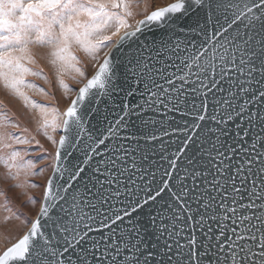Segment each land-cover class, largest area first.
I'll return each mask as SVG.
<instances>
[{
  "label": "snow or ice",
  "instance_id": "1",
  "mask_svg": "<svg viewBox=\"0 0 264 264\" xmlns=\"http://www.w3.org/2000/svg\"><path fill=\"white\" fill-rule=\"evenodd\" d=\"M130 7L0 0V86L59 145L35 215L0 191V264H264V0H173L135 25ZM34 47L75 91L62 113L27 95L48 96L27 79L48 80ZM27 133L0 112V181L15 188L44 171Z\"/></svg>",
  "mask_w": 264,
  "mask_h": 264
},
{
  "label": "rangeland",
  "instance_id": "2",
  "mask_svg": "<svg viewBox=\"0 0 264 264\" xmlns=\"http://www.w3.org/2000/svg\"><path fill=\"white\" fill-rule=\"evenodd\" d=\"M173 0H130L131 7L130 10L133 12V16L129 17V23L135 25L137 20H140L144 17L145 8L147 12L156 9L157 7L164 6ZM47 49H42L38 47L33 48L35 58L37 60L36 65H32L35 70L42 71L43 75L48 78L46 81L41 77L30 76L27 77L29 81L37 85L39 88L44 89L48 93V96L45 97L35 90H26L27 95L31 100L36 101L39 105H44L49 108H57L62 113L65 111L66 106L70 102L71 98L74 96L75 91L66 92L59 84V81L55 75V68L48 62L47 58ZM76 54L81 58L82 61H87L88 58L83 52L77 51ZM85 64H81V67H85ZM91 69H89V74ZM76 74L73 72L66 73L62 79L64 83L72 89H78L80 85L76 83V79H79L77 76L76 79L73 77ZM8 112L12 119L17 120L21 127H26L28 129L27 135L30 137H35V141H38L39 144H32L29 147L35 149L31 156L27 159H32L33 157L39 156L44 159L37 161L36 168L34 172H39L40 169H44L42 175H33L27 178L21 176V180L27 179L28 183H35L38 187H24V188H15L12 187L16 183L14 180L0 181V191L7 193V197L11 200L9 207H12L13 211L19 210L20 212H27L28 209H31L30 215H35L38 211L40 202L42 200V191L45 182L47 181L49 174L51 172V167L48 165L52 164L51 159L49 158L50 154H54L56 151V144H53L44 134V131L38 129V126L43 123V117L40 114L38 108H32L31 104L25 107L22 100L12 95L2 86H0V112ZM51 119V114L49 115ZM11 131H19V129H11ZM49 135L54 136L56 141L59 138L60 130L53 132L49 127L47 130ZM42 146V147H41ZM6 169L0 165V176L5 173ZM35 197L37 203L33 207L32 205H27L25 203L28 200V197ZM5 197L0 195V233H3V236H0V246L5 242L4 236L7 235L6 228L3 224V221L6 217L10 216L11 213L6 211L3 207L5 203ZM12 225H19V221L12 220L9 222L8 227Z\"/></svg>",
  "mask_w": 264,
  "mask_h": 264
},
{
  "label": "water",
  "instance_id": "3",
  "mask_svg": "<svg viewBox=\"0 0 264 264\" xmlns=\"http://www.w3.org/2000/svg\"><path fill=\"white\" fill-rule=\"evenodd\" d=\"M173 2V1H172ZM171 3V2H170ZM165 6V5H164ZM155 10V9H154ZM153 11V10H152ZM151 12V11H150ZM149 12V13H150ZM141 19H143V17L141 18ZM145 31H147V29H145ZM148 35H149V38H151V34L150 33H148ZM141 39H143V37H141ZM75 98V95L73 96V98L72 99H74ZM149 115H152L151 113H149ZM172 116H175V118H176V120H179V114L177 113V114H173V113H170L169 114V117H172ZM153 119H160V117H159V115H156V116H153L152 117ZM137 124H139V121H137ZM64 133H63V131L61 130V133H60V135H59V138H60V136L61 135H63ZM59 138H58V140H57V142L59 141ZM172 139H175V137H172ZM164 140H165V142H168L169 141V137H164ZM59 149V145H58V143L56 144V150H58ZM77 155H79V153H76ZM55 174L52 172V169H51V172H50V174H49V177L50 176H54ZM48 177V178H49ZM72 183H75V181H72ZM42 201V200H41ZM40 207V206H39ZM93 227H96V225H93Z\"/></svg>",
  "mask_w": 264,
  "mask_h": 264
},
{
  "label": "bare ground",
  "instance_id": "4",
  "mask_svg": "<svg viewBox=\"0 0 264 264\" xmlns=\"http://www.w3.org/2000/svg\"><path fill=\"white\" fill-rule=\"evenodd\" d=\"M74 95H75V94H74ZM72 98H73V97H72ZM72 98H71V99H72ZM70 101H71V100H70ZM69 103H70V102H69ZM69 103H68V104H69ZM67 106H68V105H67ZM67 106H66V107H67ZM65 110H66V108H65ZM60 133H61V130H60ZM59 135H60V134H59ZM38 210H39V209H38Z\"/></svg>",
  "mask_w": 264,
  "mask_h": 264
}]
</instances>
